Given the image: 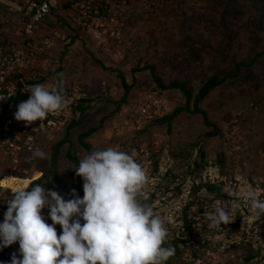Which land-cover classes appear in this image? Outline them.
Masks as SVG:
<instances>
[{"label": "rangeland", "instance_id": "obj_1", "mask_svg": "<svg viewBox=\"0 0 264 264\" xmlns=\"http://www.w3.org/2000/svg\"><path fill=\"white\" fill-rule=\"evenodd\" d=\"M2 7L0 21L10 13ZM128 9L124 45L102 48L83 34L78 36L81 44L73 49V42L58 47L52 64L40 66L45 69L42 84L49 89L60 85L68 105L63 109L68 112L67 119L57 127L43 126L33 151L26 133L19 130L16 140H0V167L12 177L25 179L23 190L27 182L32 184L49 174L54 168L53 148L64 139L66 123L81 118L79 111H71L73 105L86 100L89 109L82 125L71 131L70 142L58 157V179L51 174L46 179L53 182L55 191L60 194L62 187L71 186L83 192V180L72 170L77 166L68 152L79 160L90 154L79 136L101 126L86 140L92 152L108 148L124 151L144 169V150L142 155L152 161L150 170L145 171L148 182L139 193L141 202L154 197L156 204L163 198L166 201L161 203H175L186 190H192L188 207L168 229L172 241L183 235L189 217L200 218L194 221L201 225L195 226L196 233L207 227L206 206L218 194L205 184V167L210 160L219 162L226 182L237 184L235 197L224 200L226 209L236 206L234 222L225 228L227 237L221 239V245H187L167 264H264V216L255 215L248 197L254 192L264 201V0H132ZM9 17L12 24L22 23L20 13ZM6 30L9 35V28L0 23V39H6ZM56 60L64 64L60 70ZM119 73L131 87L128 94ZM155 75L166 85L177 81L190 89L191 109L210 78H225L226 82L199 104L222 135L208 138L213 127L206 125L202 115L186 111L170 123H158L159 119L137 125L133 115L143 103H157L163 108V118L187 105L181 90L162 91ZM233 120L240 121L237 133L231 128ZM36 150L44 151L47 159L32 158ZM158 208L163 218L169 216L164 221H169L175 206Z\"/></svg>", "mask_w": 264, "mask_h": 264}, {"label": "clouds", "instance_id": "obj_2", "mask_svg": "<svg viewBox=\"0 0 264 264\" xmlns=\"http://www.w3.org/2000/svg\"><path fill=\"white\" fill-rule=\"evenodd\" d=\"M30 93L15 113L26 127L68 106L60 85H34ZM32 158L46 160L47 154L36 150ZM72 170L83 180V197L73 189L66 200L37 184L5 203L0 251L19 244L11 264H167L174 257L175 247H164L169 235L165 222L139 199L148 177L131 155L96 150ZM248 197L255 215L264 216V201L254 192ZM235 212V205L217 206L207 227L233 223Z\"/></svg>", "mask_w": 264, "mask_h": 264}, {"label": "built area", "instance_id": "obj_3", "mask_svg": "<svg viewBox=\"0 0 264 264\" xmlns=\"http://www.w3.org/2000/svg\"><path fill=\"white\" fill-rule=\"evenodd\" d=\"M8 1L17 5L18 8L10 6ZM131 3L132 0H0V6H5L10 11L7 17L1 18L0 23L2 26L8 27L11 36H13V38L9 40L7 47L0 45V110L3 107V103L12 100L16 96L26 95L30 97L32 86L38 85L39 83V85H45V83H41L42 79L45 77V74H43L45 69L40 66L42 64L51 65V60L55 58V56L53 57L55 50L58 47L71 44L72 36L87 34L102 48L124 45L128 26L126 11L130 8ZM12 13L21 14L22 23H20V25L11 23L9 16H11ZM64 20L70 23L71 28L62 29L60 25ZM50 21L55 24V27L49 25ZM60 62L59 60L55 61L58 70L64 66V64L61 65ZM39 67L40 70H38ZM64 111L61 110L56 114L53 113L54 116L58 115V120L49 118L47 126L57 127L58 125H62L64 121L62 116L65 114L66 118L68 116L66 109ZM15 113L16 112H13L12 103L9 107V112L0 121V140H16L19 130L26 133L25 139L28 140L27 143L31 145L33 151L36 148L35 140H38L37 134L41 132V129L34 123L30 127H26L25 122L21 123V121L15 119ZM48 117L50 116L48 115ZM163 117V108L158 106L157 103H143L142 106L135 110L133 120L135 119L137 125H142ZM44 121L46 120L42 121L43 126L46 125ZM239 122L238 120L232 121L231 128L233 133L239 131V128L236 127V124H239ZM32 130L34 133L31 132ZM226 139L228 138L226 137ZM0 147H2L1 144ZM143 152L144 150L141 151V160L144 162L143 165H145L144 170L148 172L152 166V161H150L149 158L147 160L146 156L142 155ZM166 174L167 172L163 174V177H165ZM11 177L12 176H10L8 172L5 173L0 167L1 220L4 219V213L8 207L5 203L13 198L12 196L3 195V189L10 190L12 195L16 194L12 189L5 188L2 185L5 179ZM204 181L205 184H208L207 187L216 188L217 192L215 193H219L222 196H216L212 204L206 206V209L209 210L208 215L214 213L217 206L225 207L224 200L226 197H235L234 192L237 184H234L232 181L227 183L221 174L219 166L212 160L208 161L205 167ZM63 192L64 191L60 192L62 197L66 200L71 198V186L66 188L65 194H63ZM77 192L83 197V192H79V189ZM191 194L192 190H186L175 203H161V200L164 202L166 201L165 198H163L158 199L159 202H157V204L155 202L154 205L151 206L154 210V214L159 215L163 221L169 216L163 218L157 211L159 209L158 207L175 206L169 221H164L165 224L169 223L167 229H172L175 222H178L180 212H182L185 207H188ZM145 200L147 199L144 198L143 201ZM44 211L47 213L48 210L45 209ZM232 219L234 220V218ZM197 220H200V218L189 217L190 228L187 229L183 226V235L181 234L180 237H183L185 240L191 238L193 241L190 240V243H188L189 245L193 243L203 248L215 243H220L219 245H221V239L227 237L225 234L226 226L222 225L223 228L206 227L204 230H199V232L202 231V233L198 234L194 230L195 226H201L194 222ZM50 222L49 220L48 223ZM57 227L59 232L60 226L57 225ZM18 249L19 244L17 243L0 251V254L11 259L13 253L18 252Z\"/></svg>", "mask_w": 264, "mask_h": 264}, {"label": "trees", "instance_id": "obj_4", "mask_svg": "<svg viewBox=\"0 0 264 264\" xmlns=\"http://www.w3.org/2000/svg\"><path fill=\"white\" fill-rule=\"evenodd\" d=\"M50 26L52 27H55V24L53 22H49ZM63 30L67 29V28H71L70 26V23L65 21L64 22H61V25ZM128 28V26H127ZM6 33H3V35L6 37V39H0V45L3 46V47H7L8 45V42L10 39L13 38V36H10V31H9V35L7 33V30L5 31ZM79 35H74L72 36V42L73 44L76 42V40H78ZM153 72L155 73V70L152 68ZM119 75L121 76V79H122V82H123V85L124 87L126 88L127 92L126 94H128L131 90V87L129 86L125 76L121 75L119 73ZM45 79H42L41 83L42 82H45ZM155 80H156V83L158 85V87L162 90V91H169V90H181L185 96H186V99H187V105L185 108H178L175 110V112L171 115H168L166 116L165 118H161L160 121H158L159 119L155 120V121H158V123H170L171 121H173L176 117H178L183 111L185 112H188V113H191V114H194V115H202L204 117V120H205V123L207 126L209 127H213V132L209 133L207 135L208 138H213V137H217V136H220L222 135V132L221 130L215 126L214 124L211 123L209 117H208V114L206 111H204L203 109H201L199 107V104L205 100L215 89H217L218 87L222 86L225 82H226V79L223 78V77H219V76H214L212 78H210L203 86L202 88L200 89L198 95L194 98V108L191 109V102L193 101V92L188 89L185 85L181 84L180 82H177V81H174V82H171L170 84L166 85L163 80L161 78H159L158 76L155 75ZM40 84V83H39ZM38 84V85H39ZM29 98V96H26V95H19V96H16L14 97L12 100H9L5 103L2 104V109L0 110V121L4 118V116L9 112V107L11 106V104L13 103V112H16L18 110V105L19 103H21L22 101H26L27 99ZM124 101V100H123ZM88 103V101L86 100H81L80 102H76V104L73 105V108L71 111H79L81 113V118L80 120H71L70 122H67L66 123V126L64 127L65 130H66V135L64 137V139L62 141H60L54 148H53V154H52V165H53V169L52 171L49 173L51 175L54 176V178L58 179V173H57V164H58V157L61 153V150L64 148V146L70 142V133L73 129L75 128H78L82 125V122L84 120V114L86 113V111L89 109V106H87V108H85V105ZM123 103V102H122ZM118 107H120L121 105V102H118L117 103ZM50 117H47L44 121L45 124L47 125L48 124V120L49 118L50 119H56L54 117L53 114H50L49 115ZM62 119H67L66 118V114L62 116ZM57 120V119H56ZM68 121V120H67ZM105 121V120H104ZM103 121V122H104ZM153 121V122H155ZM102 122V123H103ZM21 123H24L21 121ZM34 124L36 126H38L42 131L40 133L37 134V138L38 140H40V135L43 134V124H42V121H36L34 122ZM101 129V126L100 127H96V128H91L90 130H88L87 132L81 134L79 136V140L80 142L84 145V147L89 151V152H92L91 150V147L89 146V144L86 142L87 139L91 138L94 134H96L98 131H100ZM1 130V129H0ZM32 133L33 130L31 131ZM68 157L70 158V160H72L74 162V164L78 167L79 166V162L80 160L71 154V152H68ZM217 163V162H216ZM219 163V162H218ZM217 163V165L219 166L220 170H221V167L220 165ZM49 174H45L43 176H40L39 178L33 180L32 184H31V181L28 183L27 182V186H26V189L28 190H31V187L39 184V185H42L44 186L45 188H48L49 190H54L53 186H52V181H47L46 179H48V176ZM31 185V186H30ZM30 186V187H29ZM66 188L65 187H62L60 190L64 191ZM25 189V190H26ZM208 189L212 192V193H215L217 192L216 188H212V187H208ZM55 191V190H54ZM61 191V192H62ZM3 195L5 196H12L14 197V195L11 194V191L10 190H4L3 189ZM217 197H222L219 193L217 195ZM156 202V198L152 197L150 198V200H145L144 204L148 205V206H152L154 205V203ZM185 220L188 219V215L187 213L185 214ZM3 220H1L0 218V222H2ZM52 223V222H50ZM186 225L185 227L187 229L190 228V224L188 222V220L186 221ZM58 228V227H57ZM60 229H59V232H58V235L60 234ZM189 245L188 242H186L185 239H183V237H177V238H174L172 241L170 240H167L166 243L164 244V247H169V246H172V247H175L176 249V252H175V255L176 256H179L181 254V249L185 248V246ZM184 250V249H183ZM252 259L251 257L249 258V260ZM0 264H11V259H8L6 257H4L3 255L0 254Z\"/></svg>", "mask_w": 264, "mask_h": 264}, {"label": "bare ground", "instance_id": "obj_5", "mask_svg": "<svg viewBox=\"0 0 264 264\" xmlns=\"http://www.w3.org/2000/svg\"><path fill=\"white\" fill-rule=\"evenodd\" d=\"M17 177H11V178L5 179L2 182V185L5 188L12 189L14 192H15V190L16 191L23 190L25 187V179H21V178H17Z\"/></svg>", "mask_w": 264, "mask_h": 264}, {"label": "crops", "instance_id": "obj_6", "mask_svg": "<svg viewBox=\"0 0 264 264\" xmlns=\"http://www.w3.org/2000/svg\"><path fill=\"white\" fill-rule=\"evenodd\" d=\"M5 7V6H4ZM4 7H2V8H4ZM3 11H5V12H8L9 11V9L7 8V7H5L4 9H2ZM9 14V13H8ZM78 44H81V40H76V42L72 45V49L75 47V46H77Z\"/></svg>", "mask_w": 264, "mask_h": 264}]
</instances>
